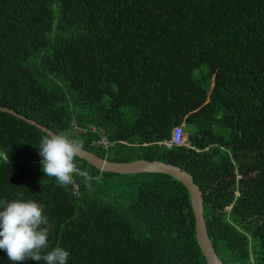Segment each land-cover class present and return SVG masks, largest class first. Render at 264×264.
I'll return each mask as SVG.
<instances>
[{
  "label": "trees",
  "instance_id": "1",
  "mask_svg": "<svg viewBox=\"0 0 264 264\" xmlns=\"http://www.w3.org/2000/svg\"><path fill=\"white\" fill-rule=\"evenodd\" d=\"M0 106L110 162L186 168L221 262L264 264V0H0ZM183 125L186 145L167 148ZM44 135L0 112V200L44 205L42 254L207 264L182 183L75 158L61 186L42 171ZM0 264L15 262L0 249Z\"/></svg>",
  "mask_w": 264,
  "mask_h": 264
},
{
  "label": "clouds",
  "instance_id": "2",
  "mask_svg": "<svg viewBox=\"0 0 264 264\" xmlns=\"http://www.w3.org/2000/svg\"><path fill=\"white\" fill-rule=\"evenodd\" d=\"M81 148L82 142L70 138L68 132L46 133L39 146L43 173L55 177L61 186L72 183L73 173L78 171L75 158ZM50 227L43 204L25 201L22 193L11 202L0 200V249L15 264L28 258L46 264H67L70 253L62 247L42 254L48 247Z\"/></svg>",
  "mask_w": 264,
  "mask_h": 264
},
{
  "label": "water",
  "instance_id": "3",
  "mask_svg": "<svg viewBox=\"0 0 264 264\" xmlns=\"http://www.w3.org/2000/svg\"><path fill=\"white\" fill-rule=\"evenodd\" d=\"M0 112L12 115L23 120L31 126L37 127L43 133H54L48 128L19 115L13 110L0 106ZM78 159L87 162L93 168L102 173H110L121 176H133L138 174H162L170 176L184 185L191 198L192 210L195 219L196 238L200 250L207 264H223L219 259L212 244L207 223L204 217V198L201 189L195 184L194 178L186 171V168L175 167L158 161L140 160L131 163H113L107 159H102L97 155L81 148Z\"/></svg>",
  "mask_w": 264,
  "mask_h": 264
},
{
  "label": "built area",
  "instance_id": "4",
  "mask_svg": "<svg viewBox=\"0 0 264 264\" xmlns=\"http://www.w3.org/2000/svg\"><path fill=\"white\" fill-rule=\"evenodd\" d=\"M101 141L98 144H101ZM102 144L105 145V146H108V143H102ZM166 145H167V148H169V149H171L173 147H183V146L186 145L185 130H184V128L182 126L174 128L173 133H172V139ZM77 172H74V173H77ZM82 176L87 181L90 180L86 174H83Z\"/></svg>",
  "mask_w": 264,
  "mask_h": 264
},
{
  "label": "rangeland",
  "instance_id": "5",
  "mask_svg": "<svg viewBox=\"0 0 264 264\" xmlns=\"http://www.w3.org/2000/svg\"><path fill=\"white\" fill-rule=\"evenodd\" d=\"M102 143H108V146L110 144L108 138L106 137H103L102 141H101V144H98L99 146H102V147H108V146H105L103 145ZM129 180H133L131 179L130 177H124V178H120V177H114L112 180H111V185H115V186H121V185H129ZM121 205V204H120Z\"/></svg>",
  "mask_w": 264,
  "mask_h": 264
},
{
  "label": "crops",
  "instance_id": "6",
  "mask_svg": "<svg viewBox=\"0 0 264 264\" xmlns=\"http://www.w3.org/2000/svg\"><path fill=\"white\" fill-rule=\"evenodd\" d=\"M182 127L184 128V130H185V132H186V131H187V130H186V129H187V128H186V126H185V125H183Z\"/></svg>",
  "mask_w": 264,
  "mask_h": 264
}]
</instances>
